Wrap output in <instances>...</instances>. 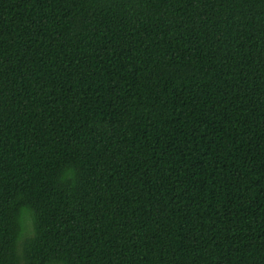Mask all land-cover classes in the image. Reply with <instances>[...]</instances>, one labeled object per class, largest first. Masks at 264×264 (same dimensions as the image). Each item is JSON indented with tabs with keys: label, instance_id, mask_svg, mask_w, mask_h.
Returning <instances> with one entry per match:
<instances>
[{
	"label": "trees",
	"instance_id": "trees-1",
	"mask_svg": "<svg viewBox=\"0 0 264 264\" xmlns=\"http://www.w3.org/2000/svg\"><path fill=\"white\" fill-rule=\"evenodd\" d=\"M0 264H264V0H0Z\"/></svg>",
	"mask_w": 264,
	"mask_h": 264
},
{
	"label": "rangeland",
	"instance_id": "rangeland-1",
	"mask_svg": "<svg viewBox=\"0 0 264 264\" xmlns=\"http://www.w3.org/2000/svg\"><path fill=\"white\" fill-rule=\"evenodd\" d=\"M19 244H20V242H19ZM18 250H20V248L18 247Z\"/></svg>",
	"mask_w": 264,
	"mask_h": 264
}]
</instances>
